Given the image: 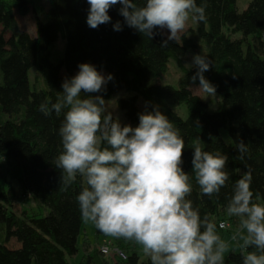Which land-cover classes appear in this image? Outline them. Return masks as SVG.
Returning a JSON list of instances; mask_svg holds the SVG:
<instances>
[{"label":"trees","instance_id":"1","mask_svg":"<svg viewBox=\"0 0 264 264\" xmlns=\"http://www.w3.org/2000/svg\"><path fill=\"white\" fill-rule=\"evenodd\" d=\"M48 4L47 19L42 20L31 0H0V264H70L68 258L78 251L84 220L76 196L86 184L80 176L67 187L61 181L55 158L61 150L62 116H45L39 105L55 101L64 78L74 75L81 62L113 75L104 98L124 90L128 95L118 98L117 106L129 122L139 123L138 113L144 108L137 105L138 97L167 114L185 141V171H191L192 146L199 138L205 150L219 149L228 155L230 180L219 195H201L193 180L189 198L201 215L208 214L217 224L234 225L236 219L227 215L226 205L234 182L247 168L252 170L254 198L264 202V0H249L240 11L237 0H206V21H195L196 29L180 34L167 47L160 46L162 35L149 40L126 25L122 31L113 30L115 21L123 23L119 5L109 10L112 22L92 29L86 23V0H48ZM28 14L34 18V35L18 19ZM59 36L64 49L53 62L50 47ZM195 36L206 45L212 61L205 76L216 85L215 109L192 93L195 69L182 63L187 50L196 47ZM170 60L181 72L177 87L154 82ZM31 69L41 78L40 87L31 84ZM182 104L184 118L176 111ZM239 140L249 149L244 161L237 159ZM26 197L39 213L17 209ZM227 229L219 230L222 236ZM94 231L107 236L95 224ZM105 240L121 254L112 251L107 258L109 254H102L99 247L90 249L84 242L78 264H151L149 258L139 261L135 241ZM244 254L241 248L230 249L225 264H242Z\"/></svg>","mask_w":264,"mask_h":264},{"label":"clouds","instance_id":"2","mask_svg":"<svg viewBox=\"0 0 264 264\" xmlns=\"http://www.w3.org/2000/svg\"><path fill=\"white\" fill-rule=\"evenodd\" d=\"M88 27L112 22L109 10L117 5L123 17L112 24L126 25L149 40L166 36L161 47L180 38L191 17L204 22L206 0H86ZM191 77L198 91L216 94L206 78L212 66L208 56L191 55ZM114 79L90 62L65 77L55 101L39 105L45 116H62L58 135L61 150L55 166L67 187L77 176L83 186L76 201L81 218L93 222L105 235L135 241L148 254L151 264H225L230 242L220 231L225 223L201 215L189 198L193 180L200 194L219 195L230 180L229 157L221 150L208 151L197 139L192 146L191 171H185L181 131L158 105L146 104L139 123H124L106 103L103 93ZM199 81L198 85L196 81ZM237 159L244 161L249 149L239 140ZM252 170L247 168L233 186L226 211L237 226L231 241L239 243L242 264H264V202L254 198Z\"/></svg>","mask_w":264,"mask_h":264},{"label":"rangeland","instance_id":"3","mask_svg":"<svg viewBox=\"0 0 264 264\" xmlns=\"http://www.w3.org/2000/svg\"><path fill=\"white\" fill-rule=\"evenodd\" d=\"M31 1H32V4L35 6V8H37L36 14L38 15V17H40L42 20H46L47 19L46 12H47V9L49 7L48 0H31ZM248 1L249 0H237L236 5H237L238 10L240 11V10L244 9L246 7ZM18 19H19L22 27L26 31H28L31 35H34L35 27H34L33 16L31 14H28L27 16H24V17L18 16ZM189 29H196V22L193 21L191 19V17L188 21L187 28L184 32L188 31ZM184 32H182V33H184ZM165 36H166V33H165ZM238 36H239V34H237L236 37H238ZM194 39L196 41V47L193 49L187 50L185 55L182 57V63L186 67H190L189 62L191 60L192 54L201 53L203 55H206V50H207L206 45L200 40V38L198 36H195ZM63 49H64V41L59 36L57 41H55L54 44L50 47V50H51L50 58L53 62L58 61V59L61 57V55L63 53ZM77 71H75V73ZM100 71H103L105 73V71L102 69ZM62 73H64L63 70H62ZM180 75H181L180 69L176 66L174 61L170 60L168 63V67H167L166 72L157 76L155 78L154 82L159 83V84H169V85H172L174 87H177ZM29 77L31 80V84L33 86L40 87L42 85V80L38 76V74L35 72L34 69H31V71L29 73ZM191 91L193 94H195V95L199 96L201 99L205 100L208 104L209 109H215L216 108L217 102H218V95L217 94L206 95V94L198 91L197 86H192ZM127 95L128 94L124 90H117L116 92L113 93V95L109 99H106V103L111 110L115 111V114L120 117L122 122L130 123L133 126H136V124H133L126 119L124 112L122 110H120L117 106V99L120 97L127 96ZM136 103L140 108L145 107V103H144V100L142 99V97H138L136 100ZM176 111L181 117H183V118L186 117L187 112H186V107L184 104L177 107ZM0 118H2V117L0 116ZM221 132H222L223 137L227 140L228 136H227L226 131L222 130ZM2 161H3L2 166L5 167V162H4V160H2ZM17 209L18 210H22V209L27 210L28 212H31V213H34V212L39 213L40 212L39 207L34 203V201H32L31 198H28V197L22 199V201H19V203L17 205ZM236 226H237V221H235L234 225L230 224V227H228L227 231L222 236L225 240H228L230 242L229 250L230 249H235V250L240 249L238 242L231 241V235L233 234V231L236 228ZM104 237L112 238V236H108V235L107 236H97L95 234V231H94V223L90 222V221H83L82 227H81V233H80V236L78 238V251L75 255L68 258L69 263L70 264H78V262L82 256V253H83L82 245L84 242L87 243V246L90 249H93L95 247H99L103 243ZM111 241H112V239H111ZM134 248H135V251L137 252V254L139 256V261H143V260H146L148 258L150 259V256L148 254L144 253L141 245H139L135 242ZM110 256H113V252H110L109 256L107 258H109Z\"/></svg>","mask_w":264,"mask_h":264},{"label":"built area","instance_id":"4","mask_svg":"<svg viewBox=\"0 0 264 264\" xmlns=\"http://www.w3.org/2000/svg\"><path fill=\"white\" fill-rule=\"evenodd\" d=\"M263 36H264V34H263ZM219 223H225V225H226L225 228L229 227V224L227 222H225V221H221ZM99 249H100L101 253L104 254V255H108L112 251L121 254L119 252V250H117L116 248L111 247V242L109 240L103 241V243L99 246Z\"/></svg>","mask_w":264,"mask_h":264},{"label":"crops","instance_id":"5","mask_svg":"<svg viewBox=\"0 0 264 264\" xmlns=\"http://www.w3.org/2000/svg\"><path fill=\"white\" fill-rule=\"evenodd\" d=\"M37 10V8H35ZM37 12V11H36Z\"/></svg>","mask_w":264,"mask_h":264}]
</instances>
